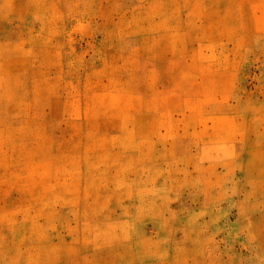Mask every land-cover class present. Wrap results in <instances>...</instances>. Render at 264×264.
I'll return each mask as SVG.
<instances>
[{
    "label": "rangeland",
    "instance_id": "374dc122",
    "mask_svg": "<svg viewBox=\"0 0 264 264\" xmlns=\"http://www.w3.org/2000/svg\"><path fill=\"white\" fill-rule=\"evenodd\" d=\"M0 264H264V0H0Z\"/></svg>",
    "mask_w": 264,
    "mask_h": 264
}]
</instances>
